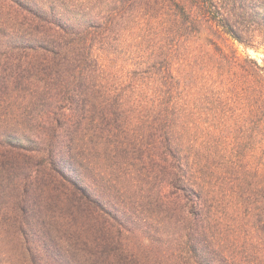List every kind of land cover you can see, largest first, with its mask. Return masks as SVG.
<instances>
[{
    "label": "trees",
    "instance_id": "trees-1",
    "mask_svg": "<svg viewBox=\"0 0 264 264\" xmlns=\"http://www.w3.org/2000/svg\"><path fill=\"white\" fill-rule=\"evenodd\" d=\"M234 43L264 49V0H0V182L150 264H264V62Z\"/></svg>",
    "mask_w": 264,
    "mask_h": 264
},
{
    "label": "rangeland",
    "instance_id": "rangeland-1",
    "mask_svg": "<svg viewBox=\"0 0 264 264\" xmlns=\"http://www.w3.org/2000/svg\"><path fill=\"white\" fill-rule=\"evenodd\" d=\"M234 47L241 57L263 64V48L255 50L238 43ZM113 68L131 66L120 59ZM8 188L0 182V264L151 263L154 248L141 231L125 230L118 236L97 228L71 199L47 190L32 195L29 207L22 209Z\"/></svg>",
    "mask_w": 264,
    "mask_h": 264
}]
</instances>
